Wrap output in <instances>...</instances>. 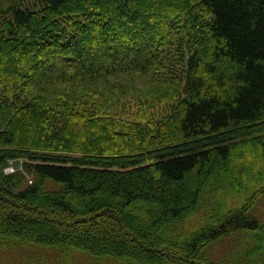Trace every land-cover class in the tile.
<instances>
[{"label":"trees","instance_id":"1","mask_svg":"<svg viewBox=\"0 0 264 264\" xmlns=\"http://www.w3.org/2000/svg\"><path fill=\"white\" fill-rule=\"evenodd\" d=\"M30 2L0 0L1 255L264 264V0Z\"/></svg>","mask_w":264,"mask_h":264},{"label":"rangeland","instance_id":"2","mask_svg":"<svg viewBox=\"0 0 264 264\" xmlns=\"http://www.w3.org/2000/svg\"><path fill=\"white\" fill-rule=\"evenodd\" d=\"M10 1H11L10 5H12V3L14 4L17 2H22L23 4H29L30 2V0L29 1L25 0V2H23L22 0H10ZM30 4L32 5V2H30ZM161 7L165 9L170 8L169 6H166V4L164 3H162ZM144 8L146 10L151 9L153 15H155V13L156 14L158 13L157 10L154 11V9L156 8L154 5H151V4L149 6L145 5ZM111 37L112 39H116V38H119L120 36L118 33H113ZM88 43L91 48L92 47L94 48L95 44H101V38L97 36L96 34L91 33L88 36ZM135 43L136 45H138V48H140V50L144 49V46L142 45L140 41L138 42V40H135ZM160 105L161 104L157 106H152V105L141 106L133 100H128L127 108H128V112H131V116L126 117V118L122 117L121 120H123V124L124 122H127V123L139 122L142 125H145V126L149 125L151 127H154L155 124H157L158 122H161L163 119V115H162L163 112L157 109V107ZM137 117L139 118L137 119ZM23 162L24 160H20V159L14 160L15 167L19 169L20 171H24ZM259 210L264 216V200L261 201L259 205ZM236 247H237V244L233 240H228V239L225 242H223V244L216 246L214 249L216 261L221 262L222 260H224V258L228 256L231 249L236 248ZM45 254L46 256H54L55 258H57L56 253L46 252ZM74 259H75L74 260L75 264H87L86 261H88L85 258V256H82V255L74 256ZM0 264H29V263H26V261H23L22 259H20V256H16L14 254H12L11 256L9 255L4 256V255H1L0 253ZM48 264H53V263L51 262Z\"/></svg>","mask_w":264,"mask_h":264}]
</instances>
